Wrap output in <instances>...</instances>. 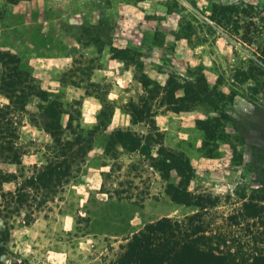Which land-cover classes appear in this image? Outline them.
<instances>
[{"label":"rangeland","instance_id":"1","mask_svg":"<svg viewBox=\"0 0 264 264\" xmlns=\"http://www.w3.org/2000/svg\"><path fill=\"white\" fill-rule=\"evenodd\" d=\"M0 107V264H113L145 224L196 213L232 253L264 249V0H0ZM57 163L62 184L2 197Z\"/></svg>","mask_w":264,"mask_h":264},{"label":"trees","instance_id":"2","mask_svg":"<svg viewBox=\"0 0 264 264\" xmlns=\"http://www.w3.org/2000/svg\"><path fill=\"white\" fill-rule=\"evenodd\" d=\"M5 87L10 94L13 93V95H8L11 102L18 104L24 98V94H22L24 93L23 90H18L17 87L12 88L8 85ZM28 94H31V92ZM13 97L16 98L14 101H12ZM55 102L51 101L48 109L50 115L56 119L57 127L61 129L62 113L55 110L53 104ZM180 110L182 109L180 108ZM143 112L144 110H132L133 123H138L142 120ZM102 113L103 109L100 114L102 115ZM6 119V112L0 107V153L2 155L5 152L10 153L14 149L13 145L15 143V130L3 127L4 124L6 126L9 124ZM117 133L120 135L121 142L126 148L135 151L145 147L142 137L135 132L131 130H118ZM147 146H150V143ZM61 155H65V153ZM152 159L155 160L156 158L152 157ZM161 163L163 165L165 164L164 161H161ZM182 165H184L183 159L180 156H175L174 153L170 155V164H167L169 168H175L182 173ZM160 170L164 169L161 168ZM67 175L68 170L63 169L59 163L52 166H45L42 173L37 176H31L23 186L17 188L14 192H2L1 195L5 198H9L10 195L11 198L16 196V201L21 203L22 199L28 195L24 186H34L36 179H45L48 182H54L60 185L63 182V178L67 177ZM12 179H16V176L0 171V191L2 190L3 184L10 182ZM169 193L172 194L170 191ZM174 199L176 200L177 198ZM254 214L248 213L249 216H255ZM200 217V214L196 213L190 216L187 222L163 217L155 222L145 224L142 230L135 232L129 238L113 264H264V249L253 255H248L246 252L241 253L239 250L237 253H232L229 247L224 248L227 246L225 245V239L216 242V237L211 234L207 226L204 225V222L200 220ZM2 250L3 248L0 247V252Z\"/></svg>","mask_w":264,"mask_h":264},{"label":"crops","instance_id":"3","mask_svg":"<svg viewBox=\"0 0 264 264\" xmlns=\"http://www.w3.org/2000/svg\"><path fill=\"white\" fill-rule=\"evenodd\" d=\"M101 72V69H96L95 71H94V74H93V77L94 76H99L100 73ZM95 79L94 78H92V81H94ZM93 83H97V82H93ZM73 88H75V89H77V90H80V86L79 85H77L76 87L75 86H73ZM52 96V95H51ZM54 98H56V97H54ZM61 122H62V120H61Z\"/></svg>","mask_w":264,"mask_h":264}]
</instances>
